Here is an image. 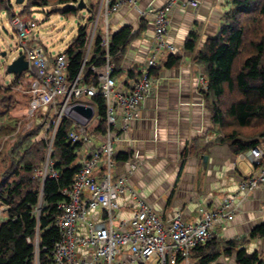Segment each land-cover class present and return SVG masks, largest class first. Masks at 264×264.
Returning <instances> with one entry per match:
<instances>
[{"label": "built area", "instance_id": "1", "mask_svg": "<svg viewBox=\"0 0 264 264\" xmlns=\"http://www.w3.org/2000/svg\"><path fill=\"white\" fill-rule=\"evenodd\" d=\"M138 2L100 1L96 20L93 23V19L88 25L81 66L72 78L68 74L69 63L65 51L52 53L47 49L38 33V21L19 14L11 15L10 23L20 48L18 55L22 54L27 61V68L21 73V80L15 89L29 96L26 110L29 123L41 120L47 134L44 138V164L37 169L41 183L46 178H57L52 160L53 141L63 119L69 122L67 141L80 145L76 151L80 167L74 173L72 183L60 190L65 199L57 203L59 212L54 218L59 237L49 250L47 264H191V251L216 237L217 226L234 220L239 203L255 190L264 188V146L250 148L238 155L249 162L253 172L242 177L217 206L200 203L198 219L194 222L185 221L180 211L163 220L130 184L138 164L132 155L125 161L117 160L118 152L114 151L113 146L122 144L127 148L132 147V124L141 118L142 105L157 83L151 71L165 54L180 52L166 40L169 14L176 6L199 5L197 0H167L159 7L141 11V15L149 14L153 18L154 33L148 56L143 66L137 68L138 72L133 76L127 74L115 85L116 75L108 56L112 36L110 17L123 6L137 7ZM73 4L76 6L77 1ZM100 15L102 21L98 30ZM97 30L100 45L106 52L105 62L101 66L90 67L96 80L95 83H88L82 74L83 67ZM201 78L202 89H206V80L203 76ZM99 95L105 105L104 131L96 129L100 116L95 112L93 98ZM81 97L90 101H81ZM77 102L93 106V115L86 124L75 121L65 113L68 106ZM49 107L53 108L54 113L46 120ZM39 108L43 110V116L36 119L35 112ZM122 209L128 210L126 216H120ZM259 209L264 218V205H260ZM41 210L40 199L33 208L37 220ZM33 245L34 252L39 256L38 231ZM35 264H39L38 258Z\"/></svg>", "mask_w": 264, "mask_h": 264}, {"label": "trees", "instance_id": "2", "mask_svg": "<svg viewBox=\"0 0 264 264\" xmlns=\"http://www.w3.org/2000/svg\"><path fill=\"white\" fill-rule=\"evenodd\" d=\"M76 1L26 0L19 15L27 12L26 8L30 6L53 5L55 8L52 11H55L60 10V5ZM8 8L11 10V6ZM63 12L77 13V8L66 7ZM89 12H92L89 18L64 50L70 78L78 72L84 56L88 25L94 19L93 8ZM134 34L129 26L112 33L108 56L113 74L123 70L125 48ZM197 39L198 34L192 32L185 41L184 49L193 52V59L203 68L206 89H201V93L211 123L218 132L217 142L225 145L234 156L250 148L264 146V0H231L218 34L204 40L199 48H196ZM105 55L98 33L83 67L86 82L95 83L90 67L101 66L105 62ZM180 59V53H171L163 64L166 67L175 66ZM136 72L135 67L127 70L129 76ZM151 72L154 74V69ZM13 75L10 85L15 91L12 89L7 96L6 92L11 89H2L0 85V138L4 130H8L6 133L16 130L20 116L14 112L28 107L27 94L20 92L26 106L14 98L19 92L15 86L22 75ZM93 103L100 116L96 129L104 131L103 98L96 96ZM43 125L41 120L34 121L32 128L10 142V147L4 152L0 145V209L5 215L0 221V264H34L33 240L36 231L39 237V264H47L49 250L59 237V231L54 226V218L59 212L57 203L65 199L60 190L72 183L74 173L80 167L76 154L80 145L67 141L69 122L63 119L53 141L52 160L57 178H46L42 184L35 171L44 164L46 140L34 141L33 137ZM4 138L6 143L8 139L6 136ZM208 148L209 144L199 146L195 143L187 149V153L199 157L207 153ZM127 156L126 153H118L117 160L125 161ZM40 199L42 210L37 220L33 208ZM248 237L264 238V222L251 227ZM43 247L46 249L43 250ZM221 256L231 259L230 264H264L261 252L248 251L234 240L218 237L196 246L190 253V261L191 264H215Z\"/></svg>", "mask_w": 264, "mask_h": 264}, {"label": "crops", "instance_id": "3", "mask_svg": "<svg viewBox=\"0 0 264 264\" xmlns=\"http://www.w3.org/2000/svg\"><path fill=\"white\" fill-rule=\"evenodd\" d=\"M97 1L100 4L101 0ZM166 1L139 0L137 7L123 6L111 15L112 33L125 26L135 33L125 48L124 71L143 66L153 40L152 15H141V11L159 7ZM197 1V7L176 6L169 14L166 40L179 49L181 59L171 67L163 64L169 54L158 59L153 74L157 83L142 105L141 118L133 122L130 130L132 147L122 145L120 152L136 160L138 167L130 184L163 220L180 211L185 221H196L200 203L217 206L242 177L253 172L247 160L234 156L217 142L218 132L211 123L201 93V77L205 79L203 68L193 59L194 53L184 49L192 32L198 34L196 48L218 34L231 0ZM127 76L124 73L120 80ZM195 143L209 144L205 168L198 156L187 153ZM238 159L247 161L250 166L242 165ZM260 205H264V188L255 190L239 203L234 220L217 226L216 237L234 234L238 238L240 233L248 234L256 223L264 222ZM126 211L122 209L120 216H126ZM249 240V245H253L251 251L264 255V238Z\"/></svg>", "mask_w": 264, "mask_h": 264}, {"label": "rangeland", "instance_id": "4", "mask_svg": "<svg viewBox=\"0 0 264 264\" xmlns=\"http://www.w3.org/2000/svg\"><path fill=\"white\" fill-rule=\"evenodd\" d=\"M86 8L84 9H79L76 6H74L73 3L71 4H63L60 5V10H55L52 11L55 6L53 5H47V6H30L27 7L26 9L28 10L25 13L20 14L21 16H27L31 18H35L38 21V33L41 34L42 36V42L45 46H47V49L54 53L56 51H62L67 48L69 45L70 41L77 35L78 29L83 26L86 22V20L89 18V15L92 12H89V9L94 12V20L93 23L96 20L97 12L99 10V2L97 0H83ZM26 4V0H24L23 3H16L15 0H0V8H3L0 10V85L1 88H9L11 89L9 92H6L7 96L11 93L12 86L10 85V82L13 79V74L7 73L6 72V67L7 65L20 53V48L17 46V36L16 32L12 28V25L10 23V14H19L24 8V5ZM11 6V10L8 8ZM66 7L70 8H77V13L72 12L70 14L64 13L63 9ZM92 7V8H91ZM8 8V9H7ZM11 13L9 14V12ZM102 21V15L98 18V30L101 28L100 27V22ZM97 30V34H98ZM2 52L5 53V55H2ZM125 73L124 70L119 72L116 75L115 79V85H118V82ZM15 91V90H14ZM16 96L14 95V98L21 104L25 105L23 103V100H21V93L17 92ZM81 101H90L85 97L80 98ZM95 106V105H94ZM27 109H22L21 111L16 110L14 112L15 115H19V119L17 121V128L13 132L6 133L8 130H4L3 136L0 138L1 142L0 145L3 146V152L6 151L11 144L10 142L15 141V139L22 135L24 132H28L32 127V124L29 123V119L26 117L27 115ZM95 112L97 114V108L95 106ZM53 108L49 107L47 110V115H46V120L50 119L53 116ZM43 116V110L39 108L35 112L34 118L37 119V117ZM31 125V126H28ZM31 127V128H30ZM11 128V127H10ZM9 128V129H10ZM8 139L7 142L5 143V137ZM47 136L46 134V129L43 126L40 131L37 132L36 136L33 137V140H40L44 139ZM126 145H124V148ZM114 151L117 152H122L123 151V146L122 144H114L113 146ZM245 160V159H244ZM239 162H242L241 164H248L247 161H241L238 159ZM249 165V164H248ZM246 166V165H245ZM250 166V165H249ZM247 167V166H246ZM0 169H2L1 164H0ZM37 175V170L35 171ZM114 172V171H113ZM115 214V212H114ZM5 218L4 212L0 213V221ZM120 218V217H119ZM117 222V221H116ZM223 240L231 239L234 240V242H237V244L244 245L246 246L248 251H251L253 249V245H249V237L247 232L245 234L240 233L239 237H235V235H227L222 238ZM256 246V244H255ZM39 259V256H37L36 252H34V257H33V263H36V259ZM231 259L226 258L224 256L219 257V259L215 262L217 263H222V264H230Z\"/></svg>", "mask_w": 264, "mask_h": 264}, {"label": "water", "instance_id": "5", "mask_svg": "<svg viewBox=\"0 0 264 264\" xmlns=\"http://www.w3.org/2000/svg\"><path fill=\"white\" fill-rule=\"evenodd\" d=\"M15 2L20 4L23 3L24 0H15ZM76 7L84 9L86 8V5L83 0H78ZM2 55H5V53L2 52ZM26 68L27 61L23 58V55L20 54L7 65L6 72L10 74H21L24 70H26ZM93 112L94 109L92 105L81 102L73 103L65 109V113L69 117L81 124H86L92 117ZM207 159L208 156L206 154H201L199 156V160H201L203 168L207 166Z\"/></svg>", "mask_w": 264, "mask_h": 264}, {"label": "clouds", "instance_id": "6", "mask_svg": "<svg viewBox=\"0 0 264 264\" xmlns=\"http://www.w3.org/2000/svg\"><path fill=\"white\" fill-rule=\"evenodd\" d=\"M78 1V0H77ZM17 57V56H16Z\"/></svg>", "mask_w": 264, "mask_h": 264}]
</instances>
